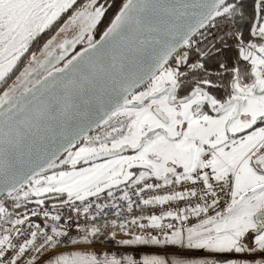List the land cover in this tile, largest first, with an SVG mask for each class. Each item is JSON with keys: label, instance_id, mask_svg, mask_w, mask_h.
Returning <instances> with one entry per match:
<instances>
[{"label": "snow or ice", "instance_id": "1", "mask_svg": "<svg viewBox=\"0 0 264 264\" xmlns=\"http://www.w3.org/2000/svg\"><path fill=\"white\" fill-rule=\"evenodd\" d=\"M0 264H264V0H0Z\"/></svg>", "mask_w": 264, "mask_h": 264}]
</instances>
